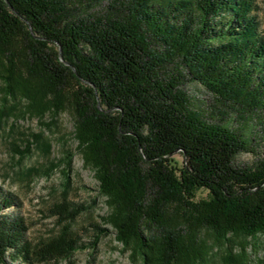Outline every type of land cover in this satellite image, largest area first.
Returning <instances> with one entry per match:
<instances>
[{
	"label": "trees",
	"instance_id": "16d2710c",
	"mask_svg": "<svg viewBox=\"0 0 264 264\" xmlns=\"http://www.w3.org/2000/svg\"><path fill=\"white\" fill-rule=\"evenodd\" d=\"M256 1L0 0V108L69 110L104 221L136 264H209L219 244L222 264H247L228 243L264 236V156L235 164L264 138ZM194 81L212 98L202 107L185 89ZM13 204L0 191V264L86 248L71 229L82 205L56 203L61 227L33 245L26 220L3 212Z\"/></svg>",
	"mask_w": 264,
	"mask_h": 264
},
{
	"label": "rangeland",
	"instance_id": "374dc122",
	"mask_svg": "<svg viewBox=\"0 0 264 264\" xmlns=\"http://www.w3.org/2000/svg\"><path fill=\"white\" fill-rule=\"evenodd\" d=\"M256 6L253 14L264 36V0H257ZM185 89L198 106L212 100L196 81L187 83ZM6 106L4 110L0 108V191L12 195L15 204L3 212L21 215L28 225L27 239L36 245L55 235L61 227L58 216L51 212L56 203L66 200L82 205L84 210L71 222V229L81 237L86 248L76 250L70 260L59 264H136L128 252L122 250L104 221L107 207L104 198L97 194L93 172L84 165L82 155L76 149L69 110H61L54 119L47 115L41 119L23 113L19 103L13 105L7 101ZM263 139L256 136L251 150L239 153L235 164L246 167L263 157ZM172 157L181 163L179 154ZM205 195L206 192L201 190L197 198ZM95 236H98L97 242L91 248ZM204 237L212 242L210 237ZM227 246L234 256L247 264L264 261V236L255 239L235 237ZM212 252L209 264H222L225 246L216 245ZM7 263L24 264L19 260H7ZM33 264L39 263L34 261Z\"/></svg>",
	"mask_w": 264,
	"mask_h": 264
}]
</instances>
